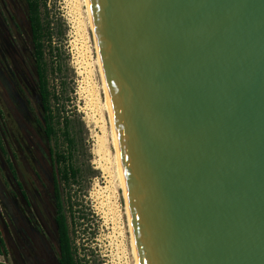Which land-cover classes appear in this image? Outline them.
Wrapping results in <instances>:
<instances>
[{"label": "water", "instance_id": "water-1", "mask_svg": "<svg viewBox=\"0 0 264 264\" xmlns=\"http://www.w3.org/2000/svg\"><path fill=\"white\" fill-rule=\"evenodd\" d=\"M139 264H264V0H89Z\"/></svg>", "mask_w": 264, "mask_h": 264}, {"label": "rangeland", "instance_id": "rangeland-1", "mask_svg": "<svg viewBox=\"0 0 264 264\" xmlns=\"http://www.w3.org/2000/svg\"><path fill=\"white\" fill-rule=\"evenodd\" d=\"M40 2L41 16L49 22L51 30L50 44L46 39L42 40L45 49L43 60L46 62L48 87L58 97L51 104L55 112L58 109L59 115L54 119L59 137L58 150L66 149L61 134L64 118L71 121L70 132L76 141L73 165L79 169V174L74 181L61 182L62 195L68 201L66 211L69 225L73 226V231H79L78 234L73 232V237H80V243L87 242L83 248L88 249L84 252L85 259L89 255V264H134L124 201L109 161L113 149L106 134L107 117L100 105L103 98L101 80L83 0ZM28 38L27 45L32 50L31 33ZM31 78L36 83L33 72ZM36 91L35 84L31 89L35 109H31L29 123L47 152L50 148L54 150L55 141L54 138L45 137L43 132V109ZM60 166L62 163H57V168ZM46 169L50 171L48 160Z\"/></svg>", "mask_w": 264, "mask_h": 264}, {"label": "flooded vegetation", "instance_id": "flooded-vegetation-1", "mask_svg": "<svg viewBox=\"0 0 264 264\" xmlns=\"http://www.w3.org/2000/svg\"><path fill=\"white\" fill-rule=\"evenodd\" d=\"M28 31L32 35L28 0H0V264H64L63 224L71 264H89L87 242L74 239L79 231L69 225L61 188L65 180L53 149L46 152L29 123L35 109L31 89L36 84L41 99V78L33 36L32 50L27 45ZM43 132L47 137L45 125Z\"/></svg>", "mask_w": 264, "mask_h": 264}, {"label": "trees", "instance_id": "trees-1", "mask_svg": "<svg viewBox=\"0 0 264 264\" xmlns=\"http://www.w3.org/2000/svg\"><path fill=\"white\" fill-rule=\"evenodd\" d=\"M29 3V11H30V25L31 32L33 36V40L35 41L37 56L39 61V76L41 78V102L43 106V118L45 122V129L48 138H54V150H51L54 154L55 161L58 164L62 163V166L58 168V171L61 173V177L65 180V182H69V180L74 181L79 174V169L73 165V156L75 150L76 141L73 135L70 132V124L71 121L68 118H64V124L61 129V134L64 139V143L66 145V149L64 151L58 150L59 146V137L57 135V131L54 127V119L55 116L59 117L58 109L56 112L53 107H51L52 101H57V95L52 92L48 87L47 75H46V62L43 60L44 58V43L43 39H46L47 43L51 42V30L49 28V22L47 20H43L40 13V0H28ZM45 5V2L42 3ZM51 50V48H49ZM56 117V118H57ZM58 122V121H57ZM63 224V256H64V264H71L72 256L70 251V241L69 236L66 232V229Z\"/></svg>", "mask_w": 264, "mask_h": 264}, {"label": "bare ground", "instance_id": "bare-ground-1", "mask_svg": "<svg viewBox=\"0 0 264 264\" xmlns=\"http://www.w3.org/2000/svg\"><path fill=\"white\" fill-rule=\"evenodd\" d=\"M83 3L85 6V12H86L87 20H88V26L92 32V35H93L94 49L96 52V60L95 61L97 64L98 73H99L100 80H101V89H102L103 98H102V101L100 102V105H102L104 113L106 114V117H107L108 129L106 128V134L108 133L107 136H109L110 144H111L112 149H113L112 152H110V159L111 160H109V161H111L110 163H112L111 164L113 167L112 169L114 170L113 173H115L114 178L116 180L118 188L121 190V195H122V198L124 201V207L123 208H124V214L126 217L127 229L129 232V245H130L131 256L133 258L134 264H139L138 252H137V247H136V243H135V239H134V233H133V228H132L130 211H129V208L127 206L126 183H125V179L123 176V171H122V166H121V161H120L118 144H117V139H116V134H115V128H114V123H113V117H112V112H111L108 90H107V84L105 81V76H104L103 67H102V61H101V57H100V51H99L97 38H96V34H95L92 12H91V9L89 6V0H83ZM102 107L100 106V108H102ZM103 137H104V135H103ZM103 140H105V139H103ZM107 144H108V142H107Z\"/></svg>", "mask_w": 264, "mask_h": 264}]
</instances>
